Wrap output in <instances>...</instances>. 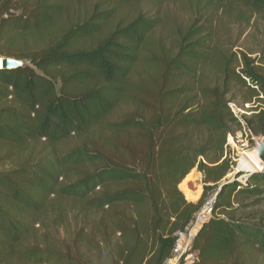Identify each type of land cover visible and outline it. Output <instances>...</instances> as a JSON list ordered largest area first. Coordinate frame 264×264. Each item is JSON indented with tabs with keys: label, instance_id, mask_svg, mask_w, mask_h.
<instances>
[{
	"label": "trees",
	"instance_id": "16d2710c",
	"mask_svg": "<svg viewBox=\"0 0 264 264\" xmlns=\"http://www.w3.org/2000/svg\"><path fill=\"white\" fill-rule=\"evenodd\" d=\"M78 1L0 0V58L22 62L0 68V264H164L233 171L232 83L257 90L246 124L264 135V58L220 41L223 19L264 20V0ZM170 1L185 19L163 10ZM193 168L196 202L178 188ZM238 175L191 264L264 254V213L240 215L264 202V166Z\"/></svg>",
	"mask_w": 264,
	"mask_h": 264
},
{
	"label": "rangeland",
	"instance_id": "374dc122",
	"mask_svg": "<svg viewBox=\"0 0 264 264\" xmlns=\"http://www.w3.org/2000/svg\"><path fill=\"white\" fill-rule=\"evenodd\" d=\"M79 1L81 2L80 4H83L84 2H87V4L88 3L90 4L92 0L90 2H88V0H79ZM79 1H78V4H79ZM140 6H143V9L146 8L145 4L143 3H141ZM178 6L179 4L176 5L175 2L172 3V1H170V3L163 5V10L168 11L169 14L170 12L172 13L176 11L175 16H177L178 19H185L187 17V14L182 11H179V9H177ZM130 9H132V5L124 6L122 10L125 12ZM124 12L121 11V13H124ZM221 27H222V31L220 32V41L222 42L223 45H225L229 49L231 48L233 52H237L238 50L244 51L251 58H264V20H262L260 17L255 15L252 18L251 24L249 25L241 24L240 26H238L235 22L228 20V18H226V19H223L221 23ZM256 65L264 66L263 63H256ZM210 78L212 82L215 79V76H211ZM249 91H250V88L247 89V87L245 86L232 83L231 92L228 96V98H231L229 102H234L238 107L245 108V105L246 104L248 105L247 110L251 112L248 115V117L256 114L258 112V108H261L262 106V104L258 102V98H260V96L256 95L257 90L254 89L252 91V96L248 95V93H251ZM252 147H253V144H252ZM227 155L230 159V162L233 164V167H234V165H236L237 162L233 160V154L228 152ZM248 161H249L248 164L253 163L250 158H248ZM194 170L196 169L193 168L187 174L188 176L186 175L184 179L187 180L186 185H189L188 187L194 193V195L199 194L198 196L200 197L202 193V186H203L201 182L202 175L200 177L201 179L200 181V179H198L199 175H196ZM232 176L235 177L236 174H234L233 172H230L229 174L226 175L225 178H230ZM183 180L180 182L178 188L182 191L185 197V196H189L190 193L189 194L188 192L184 193V191L181 189L183 186L180 187V185L182 184ZM238 180H241V183H245L247 182V177H238ZM185 199L188 200L186 197ZM252 199L244 198V199H241V201L243 202L251 201ZM261 212L264 213V202L262 204L254 206L252 209H246L245 211L241 212L240 215L253 214V213L259 214ZM58 237L60 239L58 244L62 246V238L64 237L62 229L59 231ZM190 261H191V256L190 254H188L187 259L182 261L181 264H191L189 263ZM248 263L249 264H264V254L260 253L259 251L254 250L250 254Z\"/></svg>",
	"mask_w": 264,
	"mask_h": 264
},
{
	"label": "built area",
	"instance_id": "2783aa9c",
	"mask_svg": "<svg viewBox=\"0 0 264 264\" xmlns=\"http://www.w3.org/2000/svg\"><path fill=\"white\" fill-rule=\"evenodd\" d=\"M247 107V104L245 105V108H242L238 107L234 102H228V108L236 120L237 127L232 134L227 135L224 156H226L228 152L233 154V160L237 163L234 167L232 164V172L234 174L239 173L238 177H246V173L248 172L246 165L249 163L248 158H250L248 154L253 148L252 142L250 141V130L246 124V119L251 113L247 110ZM238 177L236 180H238ZM233 179L234 176L224 178L220 182L210 185L207 196L203 204L194 214L192 222L183 230H179L175 233L173 249L170 257L164 264H180L190 249L194 235L204 223L216 215L213 206L221 191L223 181H232ZM238 181L241 182V180Z\"/></svg>",
	"mask_w": 264,
	"mask_h": 264
},
{
	"label": "water",
	"instance_id": "95a60500",
	"mask_svg": "<svg viewBox=\"0 0 264 264\" xmlns=\"http://www.w3.org/2000/svg\"><path fill=\"white\" fill-rule=\"evenodd\" d=\"M21 65L22 62L20 60L8 57L0 58V68L14 69L20 67ZM250 141L253 144V148L248 154L250 159L264 165V135H256L250 132Z\"/></svg>",
	"mask_w": 264,
	"mask_h": 264
},
{
	"label": "bare ground",
	"instance_id": "6f19581e",
	"mask_svg": "<svg viewBox=\"0 0 264 264\" xmlns=\"http://www.w3.org/2000/svg\"><path fill=\"white\" fill-rule=\"evenodd\" d=\"M253 163L252 164H248L246 165V167L248 168L247 171L248 172H256L258 170H260L264 165H261L255 161H252ZM187 184V180L184 179L182 184L180 185L183 186L181 189L185 192H188L189 196H185L187 199H191V198H194V193L188 188V186L186 185ZM186 185V186H185Z\"/></svg>",
	"mask_w": 264,
	"mask_h": 264
},
{
	"label": "crops",
	"instance_id": "0c3cea01",
	"mask_svg": "<svg viewBox=\"0 0 264 264\" xmlns=\"http://www.w3.org/2000/svg\"><path fill=\"white\" fill-rule=\"evenodd\" d=\"M194 172H195V174L196 175H199L198 177V179H200V177H201V174H200V172H198L197 170H194ZM188 176V175H187ZM200 181H201V179H200ZM202 182V181H201ZM191 185V184H190ZM187 186H189V185H187ZM189 188V187H188ZM201 191V190H200ZM199 194H197V195H195V197L194 198H191V199H188L189 201H191V202H196L197 200H198V196ZM187 256L188 255H186L185 256V258L182 260V261H184V260H186L187 259ZM190 256H191V261L189 262V263H192L194 260H195V253H191L190 254ZM181 261V262H182ZM181 262H180V264H181Z\"/></svg>",
	"mask_w": 264,
	"mask_h": 264
}]
</instances>
